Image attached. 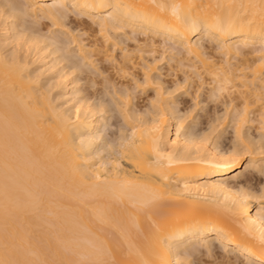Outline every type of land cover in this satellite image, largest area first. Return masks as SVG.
<instances>
[{
  "label": "bare ground",
  "instance_id": "1",
  "mask_svg": "<svg viewBox=\"0 0 264 264\" xmlns=\"http://www.w3.org/2000/svg\"><path fill=\"white\" fill-rule=\"evenodd\" d=\"M263 152L264 0H0V264H264Z\"/></svg>",
  "mask_w": 264,
  "mask_h": 264
},
{
  "label": "rangeland",
  "instance_id": "2",
  "mask_svg": "<svg viewBox=\"0 0 264 264\" xmlns=\"http://www.w3.org/2000/svg\"><path fill=\"white\" fill-rule=\"evenodd\" d=\"M172 66V65H171ZM174 66V65H173ZM160 68L162 67V72H166L167 73V71L168 72H172V68L170 67V69H169V66H167V64H165V63H163L162 65H160L159 66ZM167 67V68H166ZM166 69V70H165ZM168 69V70H167ZM172 69V70H171ZM171 70V71H170ZM168 78H169V76H168ZM172 78V76L170 77V79ZM83 87V88H82ZM82 89H84L85 88V86L84 85H82ZM98 87H100V86H98ZM90 88V87H89ZM89 88H88V91H91V90H89ZM191 90H193V88H191ZM150 93H151V91H149ZM148 93V92H147ZM93 94H91V96H92ZM143 94H141L140 96H142ZM98 95H93V98L92 99H94V100H96V101H98ZM137 97H139V95H137ZM183 97V96H182ZM187 97V96H186ZM185 97V98H186ZM96 98V99H95ZM143 98H145L143 101H142V98L140 97V101L139 100H137V99H134L133 101L135 102H137V108H142L143 106V108L142 109H145V104H147V101H146V95L144 94V96H143ZM180 98V97H179ZM189 99H190V97H188ZM94 100H92V101H94ZM96 101H94V102H96ZM145 101V102H144ZM190 102V101H189ZM144 104V105H143ZM143 105V106H142ZM148 105V104H147ZM189 105H191V103H187L186 104V106H189ZM180 106V105H179ZM189 108V107H188ZM210 109H211V112L213 111V108H209V112H210ZM219 109V111L221 112L222 111V107H220V108H218ZM210 112V113H211ZM119 119V118H118ZM117 118H116V120H110V122H108V124L106 125V128H107V130H108V132H109V134H113L114 132H115V129L114 128H119L120 126H121V120L119 121ZM202 121L204 120H206L205 118H202L201 119ZM115 121V122H114ZM114 123V124H113ZM119 123V125H117ZM256 123V122H255ZM255 123H253V126L254 127H257L258 125H256ZM116 125V126H115ZM119 126V127H118ZM203 126H204V124H203ZM228 129H230V128H228ZM227 131H229V130H227ZM226 131V133H224L223 134V136H221L220 138H219V140H218V147L221 149V150H223V151H226V150H229L230 148H232L233 147V145H234V143H235V138H232L233 137V134H232V132L231 133H228ZM249 133H250V135L252 136V137H254V138H257V132H256V130H255V128H253V130L251 129L250 131H249ZM255 133V134H254ZM238 142V141H237ZM233 143V144H232ZM235 144H237V143H235ZM239 144V143H238ZM237 144V145H238ZM232 145V146H231ZM221 146V147H220ZM260 150H262V149H260ZM263 154V155H262ZM259 155V154H258ZM260 156H264V152L263 153H261L260 154ZM247 161V159H244V163L242 164V166L239 168V169H237L235 172H233V173H236V172H238V171H240V173H237V175H239V176H237L236 178H234V179H231L232 180V182L233 183H236V184H243L244 182H245V179L246 178H249V179H247L248 181H250V183H252V184H255V182L257 181V179H259V178H261V179H263L264 178V175H262V174H256V171L255 170H251V171H246V170H242L243 169V167H244V164H245V162ZM232 173V174H233ZM242 173V174H241ZM246 176V177H245ZM237 182H239V183H237ZM218 250V249H217ZM220 251H223L222 249L220 250H218V253L220 252ZM222 252H220V254H221ZM203 259V258H202ZM199 260V261H197V263L198 264H213L214 262L211 260V259H209V258H204L203 260ZM212 262H211V261ZM237 264H238V262H236ZM196 264V263H195Z\"/></svg>",
  "mask_w": 264,
  "mask_h": 264
}]
</instances>
